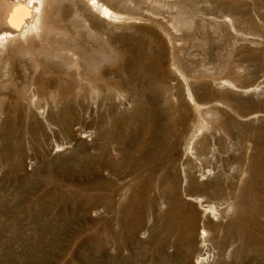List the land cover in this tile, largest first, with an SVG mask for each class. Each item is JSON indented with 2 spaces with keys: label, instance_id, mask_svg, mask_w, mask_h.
<instances>
[{
  "label": "rangeland",
  "instance_id": "374dc122",
  "mask_svg": "<svg viewBox=\"0 0 264 264\" xmlns=\"http://www.w3.org/2000/svg\"><path fill=\"white\" fill-rule=\"evenodd\" d=\"M33 32L0 43V264H264V0H43Z\"/></svg>",
  "mask_w": 264,
  "mask_h": 264
},
{
  "label": "bare ground",
  "instance_id": "6f19581e",
  "mask_svg": "<svg viewBox=\"0 0 264 264\" xmlns=\"http://www.w3.org/2000/svg\"><path fill=\"white\" fill-rule=\"evenodd\" d=\"M42 5H43V0H0V43H2L3 44V42H5L10 36H12V35H17V34H25V33H28L29 31L31 32H33V31H35V30H37V29H39V27H40V25H41V14H42ZM109 8V7H108ZM105 10V9H104ZM107 12V11H106ZM30 13V14H29ZM34 33V32H33ZM33 33H32V35H33ZM30 34V33H29ZM35 34V33H34ZM28 36V35H27ZM18 37H19V35H18ZM17 39H19V38H17ZM7 43V42H6ZM188 98V97H187ZM184 104V103H183ZM68 112V111H67ZM218 114V113H217ZM211 115V114H210ZM190 116V115H189ZM61 120V119H60ZM67 122V121H66ZM71 126V125H70ZM63 127V126H62ZM65 130V129H64ZM204 130V129H203ZM66 131V130H65ZM73 131V130H72ZM220 133V132H219ZM194 135V134H193ZM193 137V136H192ZM192 139V138H191ZM116 140V139H115ZM194 140V139H193ZM208 141V140H207ZM206 141V142H207ZM192 141H190V143H191ZM238 143V142H237ZM119 145V144H118ZM117 145V146H118ZM125 145V144H124ZM192 145V144H191ZM115 146V145H114ZM113 146V147H114ZM142 147V146H141ZM220 147H222V146H220ZM117 148V147H116ZM96 149V148H95ZM114 149V148H113ZM197 150H199V149H197ZM139 151H140V149H139ZM189 151V150H188ZM231 151V150H230ZM234 151V150H233ZM242 151V150H241ZM115 152H118V151H116L115 150ZM129 152V151H128ZM199 152V151H198ZM209 152V151H208ZM212 152V151H211ZM216 152V151H215ZM218 152V151H217ZM220 152V151H219ZM122 153V152H121ZM232 153V152H231ZM239 153V152H238ZM137 154V153H136ZM208 154V153H207ZM216 154V153H215ZM214 154V155H215ZM227 154V153H226ZM228 154H229V152H228ZM233 154V153H232ZM196 155H197V153H196ZM209 155V154H208ZM211 155V154H210ZM209 155V156H210ZM213 155V154H212ZM219 155V154H218ZM230 155V154H229ZM234 155H235V153H234ZM195 156V155H194ZM222 156V155H221ZM249 156V155H248ZM202 157V156H201ZM220 157V156H219ZM229 157V156H228ZM119 158V157H118ZM204 158H205V155H204ZM230 158V157H229ZM108 158H106V160H107ZM153 159V158H152ZM188 159V158H187ZM220 159V158H219ZM110 160V159H109ZM123 160V159H122ZM156 160V159H155ZM203 160V159H202ZM209 160V159H208ZM214 160H216V159H214ZM238 160V159H237ZM236 160V161H237ZM97 161V160H96ZM206 161H207V158H206ZM226 161V160H225ZM247 161H249V160H247ZM110 162V161H109ZM191 162V161H190ZM205 162V161H204ZM216 162H218V161H216ZM245 162V161H244ZM210 163H212V162H210ZM223 163V162H222ZM123 164V163H122ZM121 164V165H122ZM221 164V163H220ZM233 164V163H232ZM237 164V163H236ZM239 164V163H238ZM219 165V164H218ZM222 165V164H221ZM247 165V164H246ZM115 166H116V164H115ZM220 166V165H219ZM237 166V165H236ZM180 167V166H179ZM186 167V166H185ZM209 167V166H208ZM238 167V166H237ZM245 167V166H244ZM107 168V167H106ZM121 168V167H120ZM161 168V167H160ZM193 168V167H192ZM212 167L210 166V169H211ZM213 168H216V167H214L213 166ZM218 168H220V167H218ZM226 168V167H225ZM235 168V167H234ZM243 168V167H242ZM197 169V168H196ZM199 169H201L200 167H199ZM217 169V168H216ZM222 169V168H221ZM221 169H219V170H221ZM224 169V168H223ZM223 169H222V171H223ZM230 169V168H229ZM189 170V169H188ZM213 170V169H212ZM215 170V169H214ZM244 170V169H243ZM204 171V170H203ZM211 171V170H210ZM216 171V170H215ZM199 172H200V170H199ZM217 172V171H216ZM244 172H245V170H244ZM205 173V172H204ZM207 173V172H206ZM205 173V174H206ZM214 173V172H213ZM229 173V172H228ZM227 173V174H228ZM247 173V172H246ZM194 174V173H193ZM212 174V173H211ZM210 174V175H211ZM215 174V173H214ZM202 175V174H201ZM207 175V174H206ZM217 175H219V174H217ZM246 175V174H245ZM187 176H188V174H187ZM203 176H205V175H203ZM214 176V175H213ZM217 177V176H216ZM205 178V177H204ZM214 178V177H213ZM164 179V178H163ZM170 179V178H169ZM190 179V178H189ZM221 179V178H220ZM216 180V179H215ZM241 180H243V179H241ZM213 181V180H212ZM169 182V181H168ZM189 182V181H188ZM207 182V181H206ZM217 182H218V180H217ZM173 183V182H172ZM219 183H220V181H219ZM231 183V182H230ZM239 183V182H238ZM151 184V183H150ZM205 184V183H204ZM232 184V183H231ZM230 184V185H231ZM170 185V184H169ZM150 186V185H149ZM240 186V185H239ZM168 187V186H167ZM192 187V186H191ZM139 188V187H138ZM155 188V187H154ZM160 188V187H159ZM169 188V187H168ZM185 188H186V186H185ZM167 189V188H166ZM173 189V188H172ZM217 189V188H216ZM147 190V189H146ZM152 190V189H151ZM171 190V189H170ZM174 190V189H173ZM154 191V190H153ZM172 191V190H171ZM175 191V190H174ZM176 192V191H175ZM215 192V191H214ZM221 193V192H220ZM229 193V192H228ZM120 194V193H119ZM125 194V193H124ZM188 194V193H187ZM152 195V194H151ZM155 195V194H154ZM161 195V194H160ZM169 195H170V193H169ZM222 195V194H221ZM158 196V195H157ZM175 196V195H174ZM192 196V195H191ZM202 197V196H201ZM200 197V198H201ZM223 197V196H222ZM180 198V197H179ZM203 198V197H202ZM206 198V197H205ZM163 199V198H162ZM164 199H165V197H164ZM169 199V198H168ZM220 199H221V197H220ZM205 200V199H204ZM207 200H208V198H207ZM206 200V201H207ZM165 201V203L164 204H166V200H164ZM192 201V200H191ZM209 201V200H208ZM218 201V200H217ZM216 201V202H217ZM221 201V200H220ZM226 201V200H225ZM228 201V200H227ZM190 202V201H189ZM212 202V201H211ZM231 202V201H230ZM142 203V202H141ZM219 203H221V202H219ZM224 203H226V202H224ZM228 203V202H227ZM233 203V202H232ZM167 204H168V202H167ZM166 204V205H167ZM176 204H177V202H176ZM175 204V205H176ZM201 204H203V203H201ZM208 204V203H207ZM208 205H210V204H208ZM228 205V204H227ZM226 205V206H227ZM106 206V205H105ZM150 206V205H149ZM169 206H171V205H169ZM202 206V205H201ZM204 206V205H203ZM207 206V205H206ZM205 206V207H206ZM225 206V205H224ZM163 207V206H162ZM180 207V206H179ZM221 207V206H220ZM234 207V206H233ZM233 207H231V210H233ZM172 208V207H171ZM207 208V207H206ZM209 208V207H208ZM105 209V208H104ZM161 209V208H160ZM166 209V208H165ZM212 210H214V209H212ZM216 211V210H215ZM170 212V211H169ZM208 212H211V210L209 211L208 210ZM213 212V211H212ZM229 212H230V209H229ZM232 212V211H231ZM160 213H162V211L161 212H159V214ZM171 213V212H170ZM198 213V212H197ZM227 213V212H226ZM264 213V212H263ZM164 214H166L165 213V211H164ZM217 214V213H216ZM161 215V214H160ZM170 215V214H169ZM232 215V214H231ZM230 215V216H231ZM233 216V215H232ZM160 217V216H159ZM213 218H214V216H212ZM166 218V217H165ZM226 218V217H225ZM254 218V217H253ZM224 219V218H223ZM153 220V219H152ZM217 220V219H216ZM205 221V220H204ZM164 222V221H163ZM212 222V221H211ZM216 222V221H215ZM152 223V222H151ZM219 223H221V222H219ZM227 223V222H226ZM155 224V223H154ZM203 224V223H202ZM163 225V224H162ZM206 225V224H205ZM230 227V226H229ZM158 228V227H157ZM156 228V229H157ZM222 228V227H221ZM135 229V228H134ZM217 229H218V227H217ZM223 229V228H222ZM153 230V229H152ZM207 231H208V229H206ZM151 232V231H150ZM155 232H156V230H155ZM154 232V233H155ZM204 232V231H203ZM226 233V232H225ZM160 234V233H159ZM202 234H204V233H202ZM224 234V233H223ZM231 234V233H230ZM233 234V233H232ZM151 235V234H150ZM155 235V234H154ZM207 235V234H206ZM209 235V234H208ZM233 236V235H232ZM217 237V236H216ZM227 237V236H226ZM229 237V236H228ZM204 238V237H203ZM202 238V239H203ZM206 238V237H205ZM218 239V238H217ZM225 239V238H224ZM169 240H171V239H169ZM209 240V239H208ZM215 240V239H214ZM220 240H221V238H220ZM203 241V240H202ZM205 241V240H204ZM219 242V241H218ZM188 244V243H187ZM204 244V243H203ZM203 244H202V246H203ZM209 244H210V242H209ZM213 244V243H212ZM163 245H165V244H163ZM206 245H204V247H205ZM213 246V245H212ZM219 246V245H218ZM234 246V245H233ZM257 246V245H256ZM164 247V246H163ZM207 247H208V245H207ZM210 248H214V247H210ZM207 249V248H206ZM251 249V248H250ZM259 249V248H258ZM210 251H211V249H209ZM255 250V249H254ZM213 251V250H212ZM216 251H218L217 249H216ZM216 251H214V252H216ZM264 251V250H263ZM255 252V251H254ZM257 252V251H256ZM255 252V253H256ZM209 253V252H208ZM237 253V252H236ZM260 253V252H259ZM166 254V253H165ZM217 254H219V253H217ZM228 254H230L229 252H228ZM237 255V254H236ZM202 256V255H201ZM211 256H213V255H211ZM155 257H157V256H155ZM203 257H204V255H203ZM205 257H206V255H205ZM209 257V256H208ZM217 258L219 257V256H216ZM210 258V257H209ZM213 258V257H212ZM225 258V257H224ZM249 258V257H248ZM198 259V258H197ZM216 259V258H215ZM226 259V258H225ZM160 260V259H159ZM212 260V259H211ZM199 261V260H198ZM198 261H197V263H198ZM207 261H210L209 259L207 260ZM221 261V260H220ZM202 262V261H201ZM204 262H206V260L204 261ZM224 262V261H223ZM228 262V261H227ZM201 264V263H200ZM204 264V263H203ZM209 264V263H208Z\"/></svg>",
  "mask_w": 264,
  "mask_h": 264
},
{
  "label": "snow or ice",
  "instance_id": "6c2138e0",
  "mask_svg": "<svg viewBox=\"0 0 264 264\" xmlns=\"http://www.w3.org/2000/svg\"><path fill=\"white\" fill-rule=\"evenodd\" d=\"M90 2L92 3V4H95L96 3V0H90ZM30 14V13H29Z\"/></svg>",
  "mask_w": 264,
  "mask_h": 264
}]
</instances>
